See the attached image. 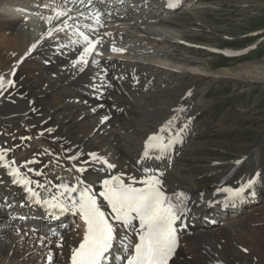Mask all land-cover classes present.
<instances>
[{
  "label": "bare ground",
  "instance_id": "obj_1",
  "mask_svg": "<svg viewBox=\"0 0 264 264\" xmlns=\"http://www.w3.org/2000/svg\"><path fill=\"white\" fill-rule=\"evenodd\" d=\"M27 1L0 0V77L14 85L0 90V152L4 150L10 164L8 169L0 166L2 264H70L71 252L82 238L80 214L70 210L57 218L60 211L42 206L43 200L51 199L61 184L76 186L78 191L93 186L95 192L89 193L111 220V208L98 193L103 191V181L115 176L133 187H143L136 182L155 176L164 192L183 190L190 194L188 207L176 224L180 244L171 264H264L260 238L253 231L241 232L237 226L244 211L255 207L260 159L239 157L237 164L227 168L223 180L231 179L236 167L248 164L243 169L242 186L220 182L202 187L189 169L175 163L182 153L183 132L194 130L196 135L193 122L203 106L210 105L205 93L216 80L208 72L195 76L157 63L172 61L169 49L179 37L172 34L171 27L179 28L176 22L194 10L175 14L186 0H30L26 11ZM190 2L188 9L193 6ZM44 8L53 11V18L38 33L41 17L48 14ZM57 12L66 15L57 18ZM75 35L81 45L72 41ZM85 36L95 43V50L87 65H74L82 54L85 43L81 39ZM35 56L41 60L36 61ZM186 63L195 65L193 61ZM199 80L205 84L179 93L177 83ZM151 84L155 88H149ZM165 84L168 87L164 89ZM169 91L178 98L171 99ZM16 121L30 130L31 142L21 150L8 139L6 129ZM169 121L170 132L162 135L165 142L169 138L178 142L167 152L152 151L146 158L149 137L160 134ZM93 154L106 163L94 161ZM12 168L33 181L28 186L39 194L40 204L30 196L28 186L16 183L17 177L9 174ZM76 168L85 171L77 172ZM35 171L42 174L35 176ZM250 182L252 186L246 187ZM241 187L246 188L243 196L228 204L225 189ZM71 195L76 197L77 193ZM18 212L21 217L14 219L13 213L19 216ZM31 219L33 226L28 230ZM68 222L72 223V233L57 236L58 225L63 229ZM34 228L44 232L38 235ZM115 229L125 235L124 244L103 264L123 263L129 255L124 246L137 240L128 227L115 225ZM21 244L28 247L20 248ZM17 248L22 250L19 256L14 254ZM244 248L242 256L238 250Z\"/></svg>",
  "mask_w": 264,
  "mask_h": 264
},
{
  "label": "rangeland",
  "instance_id": "obj_2",
  "mask_svg": "<svg viewBox=\"0 0 264 264\" xmlns=\"http://www.w3.org/2000/svg\"><path fill=\"white\" fill-rule=\"evenodd\" d=\"M188 1L190 0H186L185 5L183 3L180 9L175 10V14L194 9L193 14L181 17L182 20L177 21L175 25L179 28L171 27L175 31L172 34L179 38L178 42L171 44L169 49L171 54L168 58L177 62L173 63L170 60L156 62L166 69L175 72L184 70L195 76L208 72L214 75L216 80L205 93V100L209 101L210 105L203 106V111L197 114L193 122L192 127L196 130V135H193L194 130L183 132L180 149L182 153L175 163L189 169L202 187L220 182L228 186L239 182L242 186L244 184L242 179L245 176L243 169L247 168L248 164L236 167L238 171H235L231 179L223 180L227 168L237 164L240 158L248 156L259 158L262 169L259 173L261 175L258 196L254 197L256 200L253 198L255 207L251 208L252 211H244L241 217L244 218L237 226L241 232L245 229L246 234L250 231L256 233L264 250V0H191L190 4L193 6L189 9ZM182 42L187 45H183ZM35 59L38 62L41 60L38 56H35ZM151 59L153 60L145 58V61H152ZM188 61H193L195 65L186 63ZM177 84L180 93L205 84V81ZM155 86L151 84L149 88ZM167 87L168 84H165L163 88ZM178 96L177 93L175 95L173 93L171 99ZM195 106L199 107L194 105V108ZM6 127L8 139L12 140L16 147L19 145L21 150L29 146L31 141L28 125L16 121ZM2 186L0 184V188ZM18 213L19 216L13 213L14 219L21 217L22 213ZM252 218L258 220L250 221ZM32 220L26 229L32 228ZM32 231L38 235L44 232L36 228ZM61 234L59 232L57 236ZM2 243H5L4 240ZM54 243L52 246L55 247ZM20 246L28 247L27 244ZM251 246L248 243L250 250L253 247ZM238 251L242 256L245 255V248ZM21 253L22 250L19 248L14 250L16 256ZM3 261L4 258H0V264ZM219 262L221 261L216 263Z\"/></svg>",
  "mask_w": 264,
  "mask_h": 264
},
{
  "label": "snow or ice",
  "instance_id": "obj_3",
  "mask_svg": "<svg viewBox=\"0 0 264 264\" xmlns=\"http://www.w3.org/2000/svg\"><path fill=\"white\" fill-rule=\"evenodd\" d=\"M62 15H66V13H56L57 18ZM84 40L88 46L83 48L82 54L74 62V65H87L88 57L95 50L96 45L88 40L87 36L84 37ZM113 51L119 50L113 49ZM11 86H14L11 80L5 81L3 77H0V90ZM171 126L172 121H169L167 125L159 130L160 134L149 137L144 152L146 158L149 157L152 151L165 153L170 150L174 143L178 142L176 138H169L165 142L162 133H169ZM178 136L179 132L176 133L177 138ZM5 157L6 153L0 152V166L8 169L10 164L5 160ZM72 159H78V157L73 156ZM92 159L94 161L98 160L100 163H106L94 154ZM27 163L31 164L35 161H28ZM109 167L112 166L109 165ZM29 171L32 170L29 169ZM76 171L83 173L85 169L76 168ZM9 174L17 177L16 183L25 188L33 183V181L21 176L17 168H12ZM33 174L40 176L42 173L35 171ZM78 183L82 185V181L78 180ZM136 183L143 185V187H133L132 183L125 184L119 176H115L103 181V191L100 193L103 200L111 208L112 219L117 224L128 227L133 233L137 234V242L128 241L124 246L123 250L125 252L129 248L131 249V254L127 255L124 264H168L177 246V229L175 225L180 216L183 215L180 204L187 199L186 194L176 193L174 198L166 196L161 188V181L155 176ZM251 186L252 183L250 182L246 187L250 188ZM37 187L43 188L44 186L37 184ZM245 190V187H241L237 191L231 189L226 191L229 192L231 198L235 199L242 197ZM27 191L37 204L41 203L37 192L31 188H27ZM72 193H77V196L73 197ZM61 197H64V199H61ZM174 199L180 203H174ZM66 201H70V203H66ZM42 206L58 209L61 213L71 210L83 217L86 232L82 243L77 249L73 250L72 264H103L106 254L113 246L115 239L114 226L109 223L105 213L100 210L96 198L89 193L88 189L81 187L78 191L76 186L69 187L66 184H61L51 199L43 200ZM134 220L139 221L138 227L133 225Z\"/></svg>",
  "mask_w": 264,
  "mask_h": 264
}]
</instances>
